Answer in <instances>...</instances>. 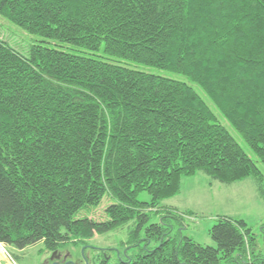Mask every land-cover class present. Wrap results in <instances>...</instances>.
<instances>
[{
	"label": "trees",
	"instance_id": "obj_1",
	"mask_svg": "<svg viewBox=\"0 0 264 264\" xmlns=\"http://www.w3.org/2000/svg\"><path fill=\"white\" fill-rule=\"evenodd\" d=\"M0 17L186 77L264 165V0H0ZM198 173L222 185L252 179L264 201V176L192 86L42 45L22 58L0 41L4 247L56 253L152 213L160 223L146 231L159 245L114 264H264L243 220L216 218V248L171 237L165 220L178 217L159 205ZM104 197L106 220L77 218Z\"/></svg>",
	"mask_w": 264,
	"mask_h": 264
},
{
	"label": "rangeland",
	"instance_id": "obj_2",
	"mask_svg": "<svg viewBox=\"0 0 264 264\" xmlns=\"http://www.w3.org/2000/svg\"><path fill=\"white\" fill-rule=\"evenodd\" d=\"M0 41L6 43L22 58L28 57L29 50L33 45H42L192 86L209 105L217 117L218 123L227 129L264 176V165L251 153L243 139L217 112L203 92L186 77L131 61L115 59L105 54L103 45L97 51L90 52L40 36L30 35L2 17H0ZM198 175L203 174L198 173ZM191 181L193 182H187L184 185L183 193L180 191L182 194L178 195L179 198L176 199H178L177 204L180 207L191 206L193 213L172 207L175 197L165 200L159 205V209L166 207L178 217L177 220L173 218L165 220L173 228L171 237L182 236L190 238L202 246L216 248L209 231L215 224L217 212L222 211L224 214L228 213L233 218L246 222L255 238L256 252L264 256V201L259 197L253 180L245 179L233 183L231 186L223 185L220 190L210 189L198 181L196 183L195 179ZM150 200L151 198L146 192L138 195L139 202L150 203ZM112 203V200L104 197L97 208L88 207L80 212L77 218L86 216L97 222L104 221L107 219L105 209ZM160 217L158 214L151 213L147 223L142 226H139L138 220L135 219L104 235L95 236L83 242L69 241L60 246L56 253L47 251L42 243L23 250L14 248H5V250L15 259V264H95L106 259L114 264L120 260L134 259L137 255L144 254L147 250H152L159 245L157 241L149 240L146 229L150 225L159 224ZM0 264H9L2 252L0 253Z\"/></svg>",
	"mask_w": 264,
	"mask_h": 264
},
{
	"label": "crops",
	"instance_id": "obj_3",
	"mask_svg": "<svg viewBox=\"0 0 264 264\" xmlns=\"http://www.w3.org/2000/svg\"><path fill=\"white\" fill-rule=\"evenodd\" d=\"M200 174V173H199ZM201 176V177H200ZM192 178V179H191ZM184 180H182V182H181V191H182V193H183V191H184V185L187 183V182H193V181H191V180H193V179H195L196 181V183H197V181L198 182H201V183H204L205 185H207L210 189H214V190H220L221 188H222V186L223 185H221V184H219V183H216V182H212L209 178H207L205 175H198V174H196L195 176H193V177H189V178H183ZM231 185H233V184H231ZM230 185V186H231ZM181 192H180V194H182ZM179 194V195H180ZM176 198H179L178 196L177 197H175L174 198V203L172 204V207H174V208H177V209H179V210H184V211H188V212H192V208H191V206H188V207H180L178 204H177V200L178 199H176ZM193 213V212H192ZM219 216H227V217H232L233 218V216H231V215H229L228 213H226V214H224V212H222V211H219V212H217V214H216V218L217 217H219Z\"/></svg>",
	"mask_w": 264,
	"mask_h": 264
},
{
	"label": "built area",
	"instance_id": "obj_4",
	"mask_svg": "<svg viewBox=\"0 0 264 264\" xmlns=\"http://www.w3.org/2000/svg\"><path fill=\"white\" fill-rule=\"evenodd\" d=\"M5 248L6 247H4L2 244H0V253L2 252L6 256L9 264H15L14 259L9 255V253H7Z\"/></svg>",
	"mask_w": 264,
	"mask_h": 264
}]
</instances>
